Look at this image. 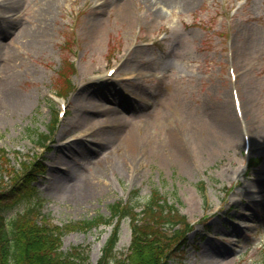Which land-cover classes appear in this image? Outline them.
<instances>
[{
    "label": "rangeland",
    "instance_id": "374dc122",
    "mask_svg": "<svg viewBox=\"0 0 264 264\" xmlns=\"http://www.w3.org/2000/svg\"><path fill=\"white\" fill-rule=\"evenodd\" d=\"M51 1L0 0V113L5 111V119L0 121V147L14 163L19 151L21 157L41 152L47 164L46 173L35 181V193L11 209L8 217H17L31 207L60 225L99 214L109 216V205L115 200H129L140 210L151 190L158 188L196 222L185 252L186 264H261L264 196L257 195L260 199L249 203L253 194L246 187L252 188L250 182H256L258 176L264 178L260 174L264 147L250 152L251 158L260 161L245 169L242 132L239 144L230 147L215 124L221 106L227 105L232 113L235 110L226 50L240 31L239 40L244 44L251 41L254 58L246 61L237 86L249 99L247 113L258 125L255 132L262 134L256 136L257 142L264 139V0H198L187 8L158 4L161 11L157 14L147 0H131L129 20L121 16L119 0H56L48 11ZM99 13L102 31L92 28V19ZM246 45L245 52L249 43ZM65 60L75 63L74 88L66 95L64 115L56 116L48 148L39 149L37 133L47 131L60 108L54 92ZM120 63L114 75L106 76L108 68ZM134 72L135 80L121 81ZM15 93L28 97V104L15 107L11 102ZM130 94L145 99L133 100L136 111L126 112L129 124L145 129V141L155 150L134 154L130 167L105 164L101 170L100 140L84 131L86 123L76 121V107L92 102L121 107L120 102ZM108 96L117 98L118 105ZM235 120L241 127L239 119ZM201 122L205 135L214 141L220 136L214 147L198 154L185 143L186 152L194 158L191 168L161 159L158 152L169 145V137L174 134L179 143L186 142L188 136H183L189 125ZM105 148L107 156L116 150L110 145ZM80 149L85 153L81 155ZM64 173L70 176L64 178ZM90 177L93 184L89 185ZM201 182L204 194L199 189ZM205 215H209L208 221L203 220ZM111 229L102 224L67 231L62 248L89 245L90 260L95 264ZM130 240L129 220L124 218L117 251H126ZM208 242L225 248L221 263L202 254Z\"/></svg>",
    "mask_w": 264,
    "mask_h": 264
},
{
    "label": "trees",
    "instance_id": "16d2710c",
    "mask_svg": "<svg viewBox=\"0 0 264 264\" xmlns=\"http://www.w3.org/2000/svg\"><path fill=\"white\" fill-rule=\"evenodd\" d=\"M69 66L68 63L59 71V89L63 92L71 86L67 70ZM43 170L44 163L38 158L22 161L21 168H16L0 149V264H91L87 247L73 246L68 251H63L60 248L61 235L69 228L91 227L100 222H109L111 218L98 216L61 228L37 221L27 213L8 223L5 211L31 192L32 181ZM161 199L154 190L142 212L135 211L129 202L117 201L111 204L112 217L131 218L133 236L130 253L125 259L115 257L113 249L118 240L117 222L97 264H167L173 251L166 250L165 243L162 244L165 237L162 225L173 221L177 213L166 208Z\"/></svg>",
    "mask_w": 264,
    "mask_h": 264
},
{
    "label": "bare ground",
    "instance_id": "6f19581e",
    "mask_svg": "<svg viewBox=\"0 0 264 264\" xmlns=\"http://www.w3.org/2000/svg\"><path fill=\"white\" fill-rule=\"evenodd\" d=\"M54 2L56 0H53ZM107 1V0H105ZM198 0H147V4L150 5L151 10H153L154 14H157L161 11V7L159 6L157 8L158 4H162L164 6H172L173 4L179 5L181 7H190L191 5L197 3ZM54 2H50L47 10L51 11V5L54 4ZM109 2V1H108ZM111 3V2H109ZM107 3V4H109ZM131 0H119L118 6L121 7L120 13L121 16L125 20H129L132 17V11H131ZM154 5H156L154 7ZM100 15H95L94 19H92V28L93 30H99L102 31L103 29V19L101 13ZM91 28V27H90ZM91 28V29H92ZM234 41H233V47H234V61L236 62V65L238 66V72L237 73V79L239 78V82H241V78L243 77V70L245 68L243 65V60H247L248 58H254V49L251 41L247 42L249 43V47H246L247 51L245 52L243 50V45L245 46L247 43L244 44L239 38L241 37V32L236 31L234 35ZM247 46V45H246ZM245 60V61H246ZM139 68V67H138ZM138 71V70H137ZM92 91H89L91 94ZM13 100L11 102L17 107L18 109L23 108L28 104V97L18 95L15 93V95L12 96ZM11 98V99H12ZM108 100L113 101L115 104L118 105L119 101H117V98H112L111 96L107 97ZM145 99V97H143ZM91 102V101H90ZM121 107H115L114 105H109L108 103H103L100 105H92L90 106H82L78 105L76 107L74 118L77 122L81 121L86 123L84 127V131L87 132L92 136L94 139H99L100 143L99 146H102V149L97 148V152L102 155L100 162L98 163V168L103 169L105 167V164H109L110 166H117V167H123L127 164L132 163V160H134V154L137 155L138 152L142 153H149L154 149V145L145 141L146 130L142 129L140 125H134L129 124V116L127 115V111H136V104L132 101H122L120 102ZM248 108H250L249 105V99L246 97L244 91L241 90V110L243 117L246 121L247 126V135L250 139V146H258L261 147L260 144H258L256 136L259 137L261 134L260 130H257V133L255 132V129L258 128L257 123L254 121L251 122L249 116H248ZM234 111V109H233ZM93 112L94 115L91 113ZM121 114L119 116L118 114ZM236 112L234 111L232 113V110L225 106H221L220 110V118L219 123L216 120V126L215 128H218L220 130L219 133H221V130L223 131L225 138L229 144L230 147L236 146L240 142V135L241 127L238 126V123H236L235 117ZM117 117V118H116ZM5 119V111L4 114L0 113V121ZM253 124V125H252ZM253 126V127H252ZM206 127L203 122L201 124H196L195 127H192L189 125V128L187 132L184 134V138L188 136V139H186V142L181 140V143H179L175 135L170 138L169 137V145L160 148V151L158 152L162 160H173L178 163H180L183 166H188L191 168L192 160H194L192 153L186 152V144L190 143V147L197 149L193 150L196 151V153L200 154L203 149H210L214 147V145L217 144V140L220 138V136L217 134L215 141L213 138L206 134ZM139 133H143V135H139ZM146 134V135H145ZM262 135V134H261ZM260 141H264V139H261ZM192 144V146H191ZM258 144V145H257ZM114 146L116 148L115 152L112 150L111 154L107 156L106 146ZM162 152V153H161ZM79 153L82 155L85 153L83 149L79 150ZM72 153L71 155H73ZM60 156V155H58ZM116 156V158H115ZM118 157V158H117ZM61 159H63L61 155ZM260 174H264V168L261 170ZM63 176V174H62ZM67 176H70L68 173H64V178ZM98 177V174L96 175ZM93 177H90L88 179V184H93ZM250 185L252 188L246 187L249 190V194H253L249 203H255L258 196H264V178L261 176H258L256 182H250ZM256 194V195H255ZM258 195V196H257ZM260 199V198H259ZM216 227L218 228L219 225L217 224ZM237 228V226L234 227V230ZM225 248L222 249L218 245H214L211 243L205 244V253H208L212 256L214 262L221 263L223 261V257H225ZM223 256V257H222Z\"/></svg>",
    "mask_w": 264,
    "mask_h": 264
}]
</instances>
